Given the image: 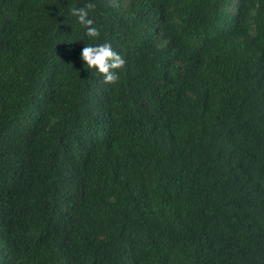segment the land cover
I'll use <instances>...</instances> for the list:
<instances>
[{
    "label": "trees",
    "instance_id": "trees-1",
    "mask_svg": "<svg viewBox=\"0 0 264 264\" xmlns=\"http://www.w3.org/2000/svg\"><path fill=\"white\" fill-rule=\"evenodd\" d=\"M87 2L0 0V264H264V0Z\"/></svg>",
    "mask_w": 264,
    "mask_h": 264
},
{
    "label": "clouds",
    "instance_id": "clouds-1",
    "mask_svg": "<svg viewBox=\"0 0 264 264\" xmlns=\"http://www.w3.org/2000/svg\"><path fill=\"white\" fill-rule=\"evenodd\" d=\"M96 4L85 3L82 7H73L70 14L76 18V22L86 30V36L91 40H97L101 36L100 29L90 14L94 13ZM87 69H95L103 76L105 84H115L118 81V69L125 66V59L114 51L108 42L100 44H86L82 49L81 57Z\"/></svg>",
    "mask_w": 264,
    "mask_h": 264
}]
</instances>
